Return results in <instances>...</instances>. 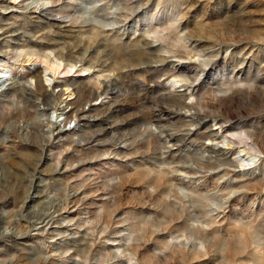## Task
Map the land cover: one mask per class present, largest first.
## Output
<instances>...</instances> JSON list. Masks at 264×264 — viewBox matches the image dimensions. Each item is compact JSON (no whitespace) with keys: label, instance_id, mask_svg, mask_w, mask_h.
I'll list each match as a JSON object with an SVG mask.
<instances>
[{"label":"rangeland","instance_id":"374dc122","mask_svg":"<svg viewBox=\"0 0 264 264\" xmlns=\"http://www.w3.org/2000/svg\"><path fill=\"white\" fill-rule=\"evenodd\" d=\"M1 71L0 264H264V0H0Z\"/></svg>","mask_w":264,"mask_h":264},{"label":"bare ground","instance_id":"6f19581e","mask_svg":"<svg viewBox=\"0 0 264 264\" xmlns=\"http://www.w3.org/2000/svg\"><path fill=\"white\" fill-rule=\"evenodd\" d=\"M169 66H170V65H169ZM164 67H165V66H164ZM162 68H163V67H162ZM169 68H170V67H169ZM160 69H161V68H160ZM166 69H167V68H166ZM156 71H157V70H155V72H156ZM166 71H167V70H166ZM62 72H63V71H62ZM178 72H180V73H181V72H187V70L184 69V68H180ZM37 73H38V72H37ZM156 73H157V72H156ZM34 74H35V73H34ZM35 75H36V74H35ZM39 76H40V74H39ZM3 77H5V76L2 74V71H1V72H0V79L3 78ZM40 79H41V78H40ZM41 81H42V80H41ZM38 83H39V82H38ZM71 84H72V83H71ZM42 85H43V84H42ZM45 87H46V86H45ZM42 88H43V87H42ZM43 90H44V89H43ZM45 90L47 91V89H45ZM41 91H42V89H41ZM37 92H38V91H37ZM43 93H45V91H44ZM43 93L41 94L42 96H43ZM47 93H48V92H47ZM45 94H46V93H45ZM50 96H51V95H50ZM173 96H174V95H173ZM47 98H48V96H47ZM52 98H53V97H52ZM82 98H83V97H82ZM70 99H71V98H70ZM70 99H69V100H70ZM46 100H47V99H46ZM48 100H50V99H48ZM75 100H76V99H75ZM173 100H174V99H173ZM179 100L181 101V99H179ZM44 101H45V100H44ZM181 102H182V101H181ZM46 103H47V102H46ZM51 103H52V102H51ZM178 103H180V102H178ZM184 103H185V102H183V104H184ZM183 104L181 103L182 106H184ZM211 104H212V103H211ZM75 106H76V105H75ZM177 106H178V105H177ZM209 106H210V105H209ZM185 107H186L187 109H189V110L191 109V107H189V105L186 106V104H185ZM193 107H194V106H193ZM75 108H76V107H75ZM75 108H74V109H75ZM164 108H165V107H164ZM209 108H210V107H209ZM213 108L215 109L216 107H213ZM193 109H194V108H193ZM193 109H192V111H194ZM196 109H197V108H196ZM166 110H167V109H166ZM208 110H209V109H208ZM159 111H160V110H159ZM170 111H171V110H170ZM194 112H197V110L194 111ZM77 113H78V111H77ZM162 113H163V112H162ZM169 113H172V111L169 112ZM173 113H176V114H182V112L179 113V112H176V111L173 112ZM184 113H185V112H184ZM200 113H201V112H200ZM197 114H198V112H197ZM197 114H196V115H197ZM167 115H168V114H167ZM171 115H172V114H171ZM174 115H175V114H174ZM72 116H73V115H72ZM193 116H194V115H193ZM67 117H69L68 114H67ZM162 117H163V116H162ZM169 117H170V116H169ZM167 118H168V116H167ZM167 118H166V119H167ZM175 118H176V117H175ZM193 118H194V117H193ZM160 119H162V118H160ZM198 120H199V119H198ZM198 120H197V121H198ZM162 121H163V120H162ZM197 121H196V122H197ZM162 123H163V122H162ZM199 124L201 125V124H203V123L199 122ZM206 127H207V126H206ZM206 127H205V128H206ZM66 130H67V129H66ZM66 130H65V131H66ZM204 130H208V129H204ZM168 131H169V130H168ZM202 131H203V130H202ZM62 132H63V131H60V133H62ZM199 132H200V131H199ZM202 133H203V132H202ZM217 133H218V132H217ZM172 134H173V133H172ZM200 134H201V133H200ZM209 134H210V133H207L208 136H209ZM244 134H246V133H244ZM202 135H203V134H202ZM205 135H206V134H205ZM205 135H204V137H205ZM207 135H206V136H207ZM216 135H217V134L214 133V131H213V133H212L211 136H213V137L215 138ZM218 136H219V135H218ZM200 138H201V137H200ZM154 139H155V138H154ZM256 142L259 143L258 141H256ZM259 144H260V143H259ZM257 145H258V144H257ZM260 146H261V145H260ZM213 147H214V146H213ZM223 149H224V148H223ZM223 149H222L221 147H219L218 149L211 148V152H212V153H215V154H219V153L222 152ZM260 149H261V148H260ZM225 150L227 151L226 148H225ZM226 151H225V153H226ZM230 151H231V150H230ZM217 157H218V156H216V158H217ZM221 157H222V156H221ZM233 158H234V157H233ZM209 159H210V158H209ZM209 161H211V159L208 160V162H209ZM234 162H236V161L234 160ZM203 164H205V162H203ZM235 164H236V163H235Z\"/></svg>","mask_w":264,"mask_h":264}]
</instances>
